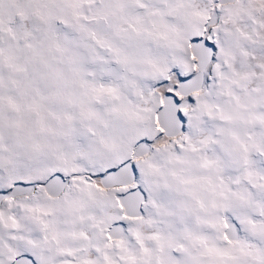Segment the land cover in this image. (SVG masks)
<instances>
[{
    "label": "snow or ice",
    "instance_id": "snow-or-ice-1",
    "mask_svg": "<svg viewBox=\"0 0 264 264\" xmlns=\"http://www.w3.org/2000/svg\"><path fill=\"white\" fill-rule=\"evenodd\" d=\"M0 264H264V0H0Z\"/></svg>",
    "mask_w": 264,
    "mask_h": 264
}]
</instances>
